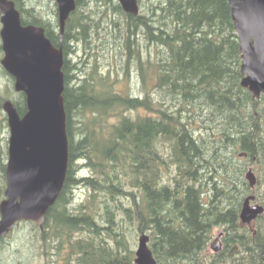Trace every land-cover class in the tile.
Returning <instances> with one entry per match:
<instances>
[{"label":"trees","instance_id":"16d2710c","mask_svg":"<svg viewBox=\"0 0 264 264\" xmlns=\"http://www.w3.org/2000/svg\"><path fill=\"white\" fill-rule=\"evenodd\" d=\"M14 1L63 47L69 165L43 224L21 220L14 241L2 236L0 256L13 260L0 264H134L142 232L158 264H264V213L253 231L239 223L248 166L264 205V98L241 85L229 0H138V14L76 0L62 36L55 0ZM16 104L27 111L24 94ZM7 156L0 145V201Z\"/></svg>","mask_w":264,"mask_h":264},{"label":"water","instance_id":"95a60500","mask_svg":"<svg viewBox=\"0 0 264 264\" xmlns=\"http://www.w3.org/2000/svg\"><path fill=\"white\" fill-rule=\"evenodd\" d=\"M131 13L139 11L138 0H118ZM60 32L76 9V0H56ZM241 41L242 84L259 96L264 92V0H229ZM4 67L15 78V89L26 94L27 111L22 116L7 100L3 108L10 128L5 198L0 203V240L20 220L43 224L67 176L69 140L64 105L65 76L62 45L55 46L41 26L23 25L14 0H0ZM251 185L256 177L250 170ZM246 199L241 222L250 224L264 211ZM142 235L135 264H157ZM212 248L220 250L218 241Z\"/></svg>","mask_w":264,"mask_h":264},{"label":"rangeland","instance_id":"374dc122","mask_svg":"<svg viewBox=\"0 0 264 264\" xmlns=\"http://www.w3.org/2000/svg\"><path fill=\"white\" fill-rule=\"evenodd\" d=\"M52 25H53V24H52ZM123 26H124L123 23H121V29H122V31L124 30V29H123ZM64 31H65V30H64ZM63 33H64V32H63ZM103 45L105 46L104 43H103ZM103 45H102L101 47L98 46L99 50H101V48H104ZM84 53H88V54H90L91 51L89 52V51H84V50H83V51L77 56V59L80 60V59H81V55L84 54ZM103 53H104V51H103ZM116 54H118V52H116L115 54H113V55L110 56V57H103V56H101V57L99 56V57L102 58V61H105V60L107 59V61L112 62V60L114 59V57H115ZM99 57H98V58H99ZM118 57H119V56H118ZM77 59L73 57V60H74V61L77 60ZM93 59H95V58L93 57ZM96 59H97V58H96ZM94 62H95V60L92 62V64H94ZM90 64H91V63H90ZM108 64L110 65L111 70H116V69L121 70L119 67L116 66V64H117V65H120V63H119L118 60H117L115 63H108ZM136 71H138V70L135 68L133 71H131V73L135 75V74H136ZM80 77H83V76L80 75ZM7 82H10L9 79H8V77L5 76L3 73L0 72V86H2V87H1V92L3 93V95L9 94L10 96H13V99H14L16 102H21V101H22V95L18 94L15 90H13V88H12V91H11V92H10V90L5 89V85H6ZM9 85L12 86V82H10ZM0 117H1V114H0ZM7 138H8V134H7V130H5L4 133L0 134V145H2V146H6V147H7ZM5 139H6V140H5ZM7 149H8V147H7ZM7 159H8V156H7ZM7 159H6V162H7ZM82 171H83V170H82ZM84 171H85V173H89V171L86 170V169H84ZM80 190H81V188H77V189H75V192L80 191ZM218 232H219V229H215V228H214L213 236H216V235L218 234ZM7 235H8V236L6 237V240L12 242V241L15 240V238H16V236H17V233H16V231H13V232H11V234H7ZM137 241H138V240H137ZM8 245H9V244H8ZM16 245H17V244H10V246L7 248L8 250H11V251H9V252H13V251H16V252H17V247H18V246H16ZM136 247H137V243H136ZM41 249H42V248H39V251L42 253L43 251H41ZM3 252H7V251H4V250H3ZM9 252H7V253H9ZM230 256H231V255H230ZM233 256H234V255H232V258H233ZM2 257H4L5 260H7V259H8V260H13L12 255H8V254L5 253L3 256H2V255L0 256V263H1V260L3 259ZM19 258H20L19 255H16V256L14 257V259H19ZM40 258H44V257H40ZM40 258H39V259H40ZM32 262H33V261H32ZM34 262H35V264H46V260H45V258H44V259L37 260V261L34 260ZM34 262H33V263H34ZM7 264H8V263H7Z\"/></svg>","mask_w":264,"mask_h":264},{"label":"flooded vegetation","instance_id":"af4514ba","mask_svg":"<svg viewBox=\"0 0 264 264\" xmlns=\"http://www.w3.org/2000/svg\"><path fill=\"white\" fill-rule=\"evenodd\" d=\"M0 29H1V22H0ZM4 56L1 38H0V72L3 73L5 76L9 75L8 72L5 70V68L2 65V58Z\"/></svg>","mask_w":264,"mask_h":264},{"label":"bare ground","instance_id":"6f19581e","mask_svg":"<svg viewBox=\"0 0 264 264\" xmlns=\"http://www.w3.org/2000/svg\"><path fill=\"white\" fill-rule=\"evenodd\" d=\"M124 9V8H123ZM232 10V9H231ZM124 11L125 12H128V11H126L125 9H124ZM139 11H140V5H139ZM139 11L137 12V13H135V14H138L139 13ZM129 13H131V12H129ZM134 14V13H133ZM232 18H233V15H232ZM233 22H234V19H233ZM235 25V24H234ZM240 48H241V41H240ZM67 123V122H66ZM246 156H247V154H246ZM63 189V188H62ZM62 191V190H61ZM245 200V199H244ZM244 200H243V202L242 203H244ZM243 205V204H242ZM242 208V207H241ZM241 211V210H240ZM239 218L241 219V214L239 215ZM139 245H140V243L137 241V247H139ZM233 250H231L230 251V254H228V255H235L236 254V252H235V249H238V247L237 246H235L234 248H232ZM209 256H210V254H209Z\"/></svg>","mask_w":264,"mask_h":264}]
</instances>
